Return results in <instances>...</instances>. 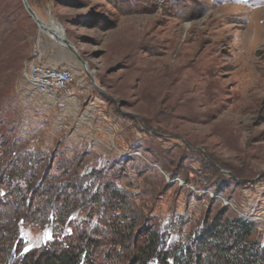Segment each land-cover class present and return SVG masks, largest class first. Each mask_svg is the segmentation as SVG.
I'll return each mask as SVG.
<instances>
[{
    "label": "rangeland",
    "instance_id": "374dc122",
    "mask_svg": "<svg viewBox=\"0 0 264 264\" xmlns=\"http://www.w3.org/2000/svg\"><path fill=\"white\" fill-rule=\"evenodd\" d=\"M28 2L43 24L22 0H0V154L12 142L49 176L107 173L141 238L150 229L187 242L209 210L258 212L264 0ZM37 45L46 61L76 72L64 109L24 80ZM58 218L55 235H70V220ZM46 222L44 213L19 224L32 252L48 246Z\"/></svg>",
    "mask_w": 264,
    "mask_h": 264
},
{
    "label": "trees",
    "instance_id": "16d2710c",
    "mask_svg": "<svg viewBox=\"0 0 264 264\" xmlns=\"http://www.w3.org/2000/svg\"><path fill=\"white\" fill-rule=\"evenodd\" d=\"M37 164L12 142L0 154V185L11 188L0 192V264H264L262 229L251 216L224 206L209 210L187 242L150 229L141 238L134 233L137 216L129 212L122 190L107 181V173L77 169L63 178L49 176ZM81 212L97 221L80 219ZM44 213L50 221L42 228L48 246L32 252L27 237H18L19 224H31ZM59 216L70 220V235H55L52 221ZM5 242H11L7 262L1 255Z\"/></svg>",
    "mask_w": 264,
    "mask_h": 264
},
{
    "label": "built area",
    "instance_id": "2783aa9c",
    "mask_svg": "<svg viewBox=\"0 0 264 264\" xmlns=\"http://www.w3.org/2000/svg\"><path fill=\"white\" fill-rule=\"evenodd\" d=\"M23 77L34 94L44 97L64 109L67 102L66 91L75 80L76 72L72 68L54 65L46 61L41 47L37 45L26 65ZM225 204H229V202L227 201ZM256 207L258 212L251 217L259 221L260 229H263L264 194L259 197Z\"/></svg>",
    "mask_w": 264,
    "mask_h": 264
},
{
    "label": "water",
    "instance_id": "95a60500",
    "mask_svg": "<svg viewBox=\"0 0 264 264\" xmlns=\"http://www.w3.org/2000/svg\"><path fill=\"white\" fill-rule=\"evenodd\" d=\"M25 9L29 12V14L40 24H42V22L39 20L38 16L35 14L33 8L31 7V5L29 4L28 0H22Z\"/></svg>",
    "mask_w": 264,
    "mask_h": 264
},
{
    "label": "bare ground",
    "instance_id": "6f19581e",
    "mask_svg": "<svg viewBox=\"0 0 264 264\" xmlns=\"http://www.w3.org/2000/svg\"><path fill=\"white\" fill-rule=\"evenodd\" d=\"M39 20H40V19H39ZM40 21H41V20H40ZM41 22H42V21H41ZM42 24H43V22H42ZM65 43L68 44L66 41H65ZM225 202H227V201H225Z\"/></svg>",
    "mask_w": 264,
    "mask_h": 264
}]
</instances>
